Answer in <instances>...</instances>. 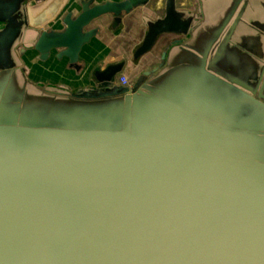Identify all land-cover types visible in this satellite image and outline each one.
I'll return each instance as SVG.
<instances>
[{
  "label": "water",
  "instance_id": "1",
  "mask_svg": "<svg viewBox=\"0 0 264 264\" xmlns=\"http://www.w3.org/2000/svg\"><path fill=\"white\" fill-rule=\"evenodd\" d=\"M195 3L77 87L29 56L81 72L153 0H0V264H264V0Z\"/></svg>",
  "mask_w": 264,
  "mask_h": 264
},
{
  "label": "crops",
  "instance_id": "2",
  "mask_svg": "<svg viewBox=\"0 0 264 264\" xmlns=\"http://www.w3.org/2000/svg\"><path fill=\"white\" fill-rule=\"evenodd\" d=\"M107 1V0H100ZM109 1V0H108ZM116 1V0H113ZM167 0H153L152 7L156 10L148 8H141L135 11L132 15L124 19L123 24L116 30L112 31V19L109 17L105 23L100 21L99 25L102 27L101 33L94 42L87 47L82 57V71H76L66 66L65 62L57 61L56 59L48 63H40L36 60L35 55L29 56V65L32 68V76L35 77L36 70L40 69V76L35 77L53 85L77 86L85 87L90 85L94 79L96 69L105 64L127 60V77L131 78L137 74L141 69L148 66V64L156 59L158 53L145 56L140 65H134L132 61L133 51L141 42L146 31L144 16L157 18L164 14ZM182 8H190L196 10L197 6L195 0H177ZM104 23V24H103ZM39 72V71H38ZM37 75V74H36ZM49 75L57 76L55 82H50Z\"/></svg>",
  "mask_w": 264,
  "mask_h": 264
},
{
  "label": "rangeland",
  "instance_id": "3",
  "mask_svg": "<svg viewBox=\"0 0 264 264\" xmlns=\"http://www.w3.org/2000/svg\"><path fill=\"white\" fill-rule=\"evenodd\" d=\"M38 71H39V72H38ZM35 72H36V74H37V75L35 74V77L40 76V75H39V74H41V73H40V69H37ZM48 80H49L50 82H55V80H52V79H48Z\"/></svg>",
  "mask_w": 264,
  "mask_h": 264
},
{
  "label": "built area",
  "instance_id": "4",
  "mask_svg": "<svg viewBox=\"0 0 264 264\" xmlns=\"http://www.w3.org/2000/svg\"><path fill=\"white\" fill-rule=\"evenodd\" d=\"M120 82H121V84H123V85H126V83H127V81H126L125 78H122V79L120 80Z\"/></svg>",
  "mask_w": 264,
  "mask_h": 264
},
{
  "label": "flooded vegetation",
  "instance_id": "5",
  "mask_svg": "<svg viewBox=\"0 0 264 264\" xmlns=\"http://www.w3.org/2000/svg\"><path fill=\"white\" fill-rule=\"evenodd\" d=\"M49 77H50V79H52V80H57V76H55V75H49Z\"/></svg>",
  "mask_w": 264,
  "mask_h": 264
}]
</instances>
